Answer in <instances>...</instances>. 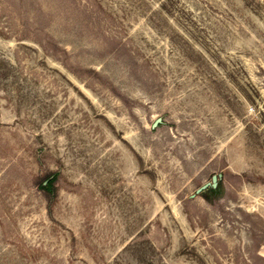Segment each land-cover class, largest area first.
<instances>
[{"label": "rangeland", "instance_id": "obj_1", "mask_svg": "<svg viewBox=\"0 0 264 264\" xmlns=\"http://www.w3.org/2000/svg\"><path fill=\"white\" fill-rule=\"evenodd\" d=\"M0 264H264V0H0Z\"/></svg>", "mask_w": 264, "mask_h": 264}, {"label": "water", "instance_id": "obj_2", "mask_svg": "<svg viewBox=\"0 0 264 264\" xmlns=\"http://www.w3.org/2000/svg\"><path fill=\"white\" fill-rule=\"evenodd\" d=\"M215 179H216V177H213V178H212L213 181H215ZM206 186H207V185H204V186L200 187L198 191H201V190L205 189Z\"/></svg>", "mask_w": 264, "mask_h": 264}]
</instances>
